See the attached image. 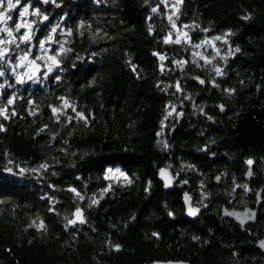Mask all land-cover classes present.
<instances>
[{"label": "trees", "instance_id": "trees-1", "mask_svg": "<svg viewBox=\"0 0 264 264\" xmlns=\"http://www.w3.org/2000/svg\"><path fill=\"white\" fill-rule=\"evenodd\" d=\"M21 2L35 37L21 43L14 30L0 63V107L9 113L0 117V264H264V203L253 227L221 220L222 209L253 210L263 187L264 151L231 140L251 109H261L264 127V3L182 0L176 11L177 0ZM177 34L181 43H164ZM28 51L43 56V70L49 55L60 65L33 88L10 75ZM110 169L132 182L108 179ZM160 169L178 189L163 191ZM183 192L201 212L196 221L184 217ZM77 208L85 224L69 227Z\"/></svg>", "mask_w": 264, "mask_h": 264}, {"label": "snow or ice", "instance_id": "snow-or-ice-1", "mask_svg": "<svg viewBox=\"0 0 264 264\" xmlns=\"http://www.w3.org/2000/svg\"><path fill=\"white\" fill-rule=\"evenodd\" d=\"M43 2L44 3H49V0H43ZM181 2H182V0H177V3L175 5L176 11L179 10V3H181ZM14 10L16 12H18L20 18L25 17V15L29 13V8L28 7H24V5L21 2V0H6V6H5V0H0V25H5L4 27H0V33H6L7 37L10 38L8 41H5L2 38H0V44L15 43L16 42L15 39H12L13 30L9 26H6L8 21L14 19L13 15H12ZM152 12L153 13L157 12V8L153 7L152 8ZM32 15L33 16H39L40 12L38 10L34 11V12H32ZM173 15H175V12L173 13ZM48 19L49 18L46 15H44L42 17L43 21H47ZM245 19H247V17H245ZM169 21L172 22L173 23V27H175V23L172 21V16H169ZM33 23L34 22H28V21H25V20L21 19L20 23H16L15 24V29L14 30L16 32H19L22 28H27L29 30V31L23 32V34L19 36V41L21 43H30L32 41V39L35 37V29L33 27ZM185 27H188V26H185ZM57 30H58V26L53 27L51 29V33H56ZM221 39L222 38L219 37V36L215 37V40H221ZM185 40L187 41L186 34H185ZM51 42H54L53 41V36L51 34H49L46 37L45 40L39 41V47H40L42 53L44 51H46L45 45L47 43H51ZM164 43L179 44V43H181V39L179 38V36L175 40L165 39ZM208 43H210V42H208ZM224 43H227V40H225ZM200 46L201 45H195V47H200ZM17 47H19V44H17ZM61 51H64L62 46H61ZM215 51H216V54L219 55V49H216ZM235 51L238 52L239 49L237 48V49H235ZM6 54H7V48L6 47H0V61L5 60ZM32 55H34L33 52H31V51L26 52L25 54H23V55H21L19 57V62L16 63L13 66V74L16 76V80H17L18 83H25L26 82L25 79H24L25 75L27 76V79L33 80L35 82V78L37 76V72L39 71V65L37 64V61L42 59L43 56L42 55L41 56H36L35 59H31L30 60L29 56H32ZM154 55H156V53H154ZM195 55H200L201 58L203 59V56L201 54L196 53ZM228 55L229 56L233 55V52L229 51ZM159 58H160L161 61H163L165 59V57L162 56V55ZM221 59H224V57H221ZM47 61H50L51 63H47ZM47 61H46V71H44L41 74L44 79H48L49 78V74L53 72L54 66H56L58 64V55H49L47 57ZM205 62L206 63H211V61H209V60H206ZM177 63H178V66H179L180 62H177ZM29 65L33 66V70L30 73L23 74V73L17 72L18 68H22V67L23 68H27ZM214 70H215V75L216 76H221L223 74L222 69L219 68V67H216ZM3 76H5V72L4 71H0V77H3ZM56 79L59 80L60 78L56 77ZM199 83L200 84H204L205 81L204 80H199ZM213 86L215 87L216 85L214 84ZM2 87H4V85L0 84V88H2ZM176 88H177V91L181 90L179 84L176 85ZM226 91L231 92L232 90L228 89ZM13 103H14L13 99H8L7 100V105L8 106L13 105ZM221 110H223V109L221 108ZM52 112H53V114H56L57 113V108H52ZM29 114L30 115H35V112L32 111ZM60 114L63 115V112H61ZM10 115L16 116L17 113L11 112ZM168 115H172V112H169ZM176 115L179 116L181 114L180 113H176ZM0 117H3L4 119H8L9 118V113H8L7 107H0ZM77 117H79L80 119H84L83 115L80 114V113H77ZM58 118L59 117H57V119ZM165 119H167V116L165 117ZM209 119H210V117H209ZM162 124H163V122H162ZM4 130L5 129L3 128V126L0 125V131H4ZM158 135H159V133H158ZM165 147H167L166 144H165ZM246 163L248 165H252L253 161L252 160H248ZM40 168L44 169V168H46V165H41ZM250 174L251 173H249V175ZM160 176H161L162 179L165 180L164 186L166 188L170 187L171 183H172V178L169 176V174H168L166 169H160ZM113 177H123V173L119 172V170H117L116 172H113L110 169L107 178H113ZM123 178L125 180H127V182L129 184L132 182L131 180H128L127 177H123ZM217 179H219V177ZM238 187H244L245 190H247V186L246 185L238 186ZM69 190L74 192L78 199H80V200H84L85 199L84 196H82V195H80V193L76 192L75 189H69ZM145 190L147 191V189H145ZM108 191H110V186L108 188L103 189V191L100 194L101 198L103 197L104 193H106ZM190 199L191 198L187 194H185V197H184L185 202L188 203L190 201ZM98 203H99V201L97 199L93 198L91 200V203L89 204V207H91L93 205H96ZM198 212H199L198 208H193V207L189 206V208H188V215L189 216H195V215H197ZM169 215H172V213L170 212ZM76 216L78 218V222L79 223L83 224L85 222V220L81 216V212H80L79 208H77V210H76ZM65 219L68 221V225H73L74 226L75 223L77 222L75 220L68 219V217H65ZM38 227L43 229L44 225L41 223L40 225H38ZM152 235L155 236L157 234L153 233ZM260 246L264 247V241L261 242ZM117 250H118V246H117Z\"/></svg>", "mask_w": 264, "mask_h": 264}, {"label": "water", "instance_id": "water-1", "mask_svg": "<svg viewBox=\"0 0 264 264\" xmlns=\"http://www.w3.org/2000/svg\"><path fill=\"white\" fill-rule=\"evenodd\" d=\"M231 1H235V0H231ZM260 1L262 3H264V0H260ZM59 68H60L59 64L54 66L55 70H57ZM178 68H179L178 71L181 73L185 70L186 65L181 64ZM32 70H33V66L30 65L29 68L27 69V73H30ZM43 72H44V70H43L42 66L39 65V71L37 72V76H36L35 80H37L40 76H42L41 74ZM263 74H264V71L261 72V78H262ZM31 82H33V80H28V81H26V84H30ZM17 84L22 85L23 83L17 82ZM259 90L260 89H259V83H258V86L256 87V91H255L256 96L258 95ZM262 115H263V112L261 111V109L256 110V111H252V109H251L247 114H245L242 117L241 120L234 122V124H235L234 130H233L234 139L231 141H232V144H233L235 149H237V150L251 149L253 151H256L258 149H262L264 151V127L262 124ZM181 119H182V114L177 116V122L178 123L181 122ZM167 172H168L169 176L172 178V183H171L170 187L166 188L164 186L165 180L161 178L160 171L157 174V181L162 186L164 192L170 193L173 191L174 186L177 183V180L172 177L171 173L168 170H167ZM249 173H251V174L249 175ZM244 180L246 182L253 181L252 171H251L250 167L248 168V170L244 176ZM219 182L220 181L218 179V180H216L215 184L219 185ZM263 195H264V174H263V187L255 195L254 209L253 210L245 209L242 212L228 211L226 209H222L221 210V220L222 221H228L241 230H245L248 227L255 226L256 222H257V216H258L259 210L263 206V203H264L262 200ZM188 196L190 197V195H188ZM184 197H185V194L182 196V199H181V203H182V206L184 209V217L188 221H196L199 218L201 212L199 210L197 215L189 216L188 215V208H189V206L193 207L192 200L190 199V201L188 203H186L184 200ZM193 208H195V207H193ZM80 212H81L82 218L84 219V212L81 210H80ZM71 220H75L77 222L75 223L74 226L68 225L69 227H82L85 224V222L83 224L78 222V218L76 216V211L72 214ZM262 241H264V239L257 243V249L262 255H264V247L260 246ZM153 264H186V263H153Z\"/></svg>", "mask_w": 264, "mask_h": 264}, {"label": "rangeland", "instance_id": "rangeland-1", "mask_svg": "<svg viewBox=\"0 0 264 264\" xmlns=\"http://www.w3.org/2000/svg\"><path fill=\"white\" fill-rule=\"evenodd\" d=\"M5 3H6V0H5ZM19 7V6H18ZM22 10V9H21ZM12 15H13V13H12ZM27 15V14H26ZM26 15H25V17H26ZM17 17H19V14H18V12H16L15 13V23L14 22H12V20H10V21H8L7 22V25L6 26H9L13 31H14V29H15V24L16 23H20L21 22V19H23V20H25V21H27L26 19H25V17H23V18H20L19 17V20L17 21L16 19H17ZM5 25H0V27H4ZM21 31H23V32H25V31H29L27 28H22L21 29ZM22 35V34H21ZM178 36H179V38L182 40L183 38V36L181 35H179V34H177L176 35V39L178 38ZM14 37H15V34H14V36H13V39H14ZM0 38H2L3 40H5V41H8L10 38L9 37H7V34L6 33H0ZM8 44L9 43H5V44H0V47H6L7 48V46H8ZM8 53V52H7ZM7 55V54H6ZM30 59V58H29ZM31 60V59H30ZM2 61H0V63H1ZM19 62V59H18V61L16 62V63H18ZM47 63H51L50 61H47ZM44 65V71H46V64H43ZM30 66V65H29ZM29 66L27 67V68H18L17 69V72H20V73H23V74H27V69L29 68ZM51 74V73H50ZM49 74V75H50ZM10 75H12L13 77H14V79L16 80V76L13 74V71L11 72V74ZM24 79H25V81H28L29 79H27V76L25 75L24 76ZM41 80H44V78H43V76H40L37 80H35V82L33 81V82H31L30 83V86L33 88V87H35V86H37L38 84H39V82L41 81ZM17 81V80H16ZM1 91V90H0ZM172 112V115H169L170 117H172V116H175V111H171ZM122 179L123 177H113V178H108V179H110V180H115V179Z\"/></svg>", "mask_w": 264, "mask_h": 264}, {"label": "flooded vegetation", "instance_id": "flooded-vegetation-1", "mask_svg": "<svg viewBox=\"0 0 264 264\" xmlns=\"http://www.w3.org/2000/svg\"><path fill=\"white\" fill-rule=\"evenodd\" d=\"M22 85H27V84H26V82H25V84H22ZM176 180H177V179H176ZM179 186H180V184H179V182L177 181V183L175 184L174 187H176V188L178 189ZM183 187H185V185H183ZM183 193L185 194V192H183Z\"/></svg>", "mask_w": 264, "mask_h": 264}]
</instances>
